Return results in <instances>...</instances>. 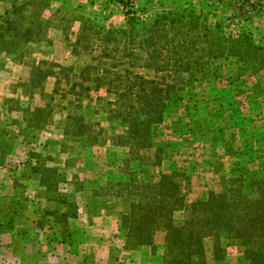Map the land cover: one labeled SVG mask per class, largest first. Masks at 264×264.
Segmentation results:
<instances>
[{"label":"rangeland","instance_id":"374dc122","mask_svg":"<svg viewBox=\"0 0 264 264\" xmlns=\"http://www.w3.org/2000/svg\"><path fill=\"white\" fill-rule=\"evenodd\" d=\"M134 1L144 18H133L131 28L132 18L119 2L110 4L109 0H25L27 12L14 16L19 33L40 22L41 29L31 43L10 42L5 49L13 52L0 58V132L12 136L0 162V264H165L164 233L156 235L153 247L128 244L122 218L134 198L119 184H128L132 178L156 183L163 174L179 169L187 175L184 194L190 207L211 191L220 192L221 176H231L237 161L243 168L255 161L264 179V94L257 96V105L248 102L244 93L256 84L264 89L263 72L255 75L248 70L241 76V64L223 60L200 74L191 86L189 81L180 84L181 101L170 106L157 133L156 143L163 142L166 151L160 167L151 165L148 153L114 145V138L125 128L107 120V86L92 91L93 101L84 100L83 109L69 105L74 96L68 92L81 83V70L92 58L99 60L104 49L102 41H94L92 53L73 54L84 25L95 27L101 37L133 29L140 38L127 49L125 40L117 45L112 57L120 61L133 45L147 47L140 41L158 21L167 24L170 39L177 42L186 34L196 38L195 31L187 28L191 20H198L203 29L219 24L224 33H246L264 47V0ZM23 4L0 0V12ZM180 27L183 33L177 31ZM203 29L200 34L207 32ZM203 47L208 45L204 42ZM43 62L48 64L43 71H52L53 64L60 66L53 68L60 80L57 95V77L48 78L44 88H30L33 71ZM125 66L114 71L123 73ZM132 71L148 80L168 77V84L186 77H176L174 72L157 76L151 68ZM236 77L245 78L233 82ZM64 94L69 95L62 99ZM99 97L105 101L98 102ZM37 109H41L38 115ZM69 115L74 119L69 120ZM82 116L87 131L80 137L77 132L82 128L76 121ZM226 145L232 146L233 155L225 152ZM33 167L46 174L53 192L40 185L39 177H28L26 171ZM246 191L258 197L256 189ZM187 217V211H179L174 220L180 224ZM222 244L227 250L225 259L216 261L212 239L205 240L208 264H249L234 243L223 237Z\"/></svg>","mask_w":264,"mask_h":264},{"label":"trees","instance_id":"16d2710c","mask_svg":"<svg viewBox=\"0 0 264 264\" xmlns=\"http://www.w3.org/2000/svg\"><path fill=\"white\" fill-rule=\"evenodd\" d=\"M28 6V3H24L21 7L7 12L5 17L0 16V56L13 52L5 49L10 42L22 40L31 43L32 36L40 34L38 29H41V22L37 27L33 25L22 29L20 33L15 25L18 21L14 16L26 13ZM163 20L169 18L165 17ZM133 21V18L129 21L130 28ZM170 23L176 24V21L171 20ZM166 25L165 22H156V26L147 30L140 41L147 47L133 45V48L121 57L123 61L117 57L113 58L112 55L116 56V50L119 48L117 45L123 40L126 49L129 44H136L140 37L134 35L133 29L124 33L110 32L101 37L95 27L84 25L74 44L73 54L80 56L92 53L94 41H102L104 49L99 60L92 58V63L83 67L80 72L81 83L72 85L68 92L74 96L69 105L80 110L83 109L84 100L93 101L90 95L92 91L99 92L107 86V120L112 123L119 122L120 126L125 128L122 134L114 138V145L148 153L150 163L154 167L162 166L166 159L163 142L156 143L157 133L165 123L170 106L181 101L182 96L177 91L180 84H187L189 81L191 86L200 74L210 72L209 67L223 60L241 64V76L248 70L255 75L264 73V47L257 46L253 37L246 33L226 34L219 24L213 29H203L198 20H191L187 31L194 30L196 38L186 34L177 42L170 39L169 32L165 30ZM200 29L207 32L200 34ZM177 31L183 33V28L180 27ZM204 42L208 45L207 48L203 47ZM112 45L115 48L113 51L108 49ZM165 53L168 55L163 59ZM102 61H110L111 64L107 66ZM46 65L47 62H43L34 69L30 88H44L48 78L57 77L54 91L57 95L60 93V80L53 68L60 66L53 64L50 67L52 71H43L42 67ZM122 65H127L123 73L114 71ZM135 68L154 69L157 76L174 72L176 77H186H182L181 82L168 84V77L148 80L135 74L132 71ZM242 78L245 77L232 78V81L236 82ZM78 88L80 91L75 92ZM244 93L248 102H256L258 105L260 99H257V96L263 95L264 89L260 84H256L250 93L245 90ZM66 95H61L62 99L68 96ZM97 101L104 102L105 99L99 97ZM40 112L41 109H37L35 114ZM68 118L74 119L71 115ZM78 123L82 129L79 128L77 134L83 137L87 131V127H84L85 118L80 117L76 121L77 126ZM226 150L229 155L234 154L231 145H226L225 152ZM250 164L251 166L243 168L237 161L232 165L231 176H221L220 192L211 191L206 199L190 207L186 204L184 194L187 175L179 169L163 174L156 183L140 182L132 178L128 184H119L127 190L129 198H134L129 213L122 218V229L127 234L128 244L135 248L153 247L156 235L164 233L165 264H208L205 240L212 239L215 259L222 261L227 252L222 244L225 237L229 244L234 243L243 250L249 264H264V179L255 169L256 162ZM37 170L41 176L40 185L53 192L46 174ZM247 189H256L258 197L254 199L247 193ZM179 211H187L188 217L183 223L177 224L174 215ZM13 221L11 219V222ZM63 234L65 235V232Z\"/></svg>","mask_w":264,"mask_h":264},{"label":"crops","instance_id":"0c3cea01","mask_svg":"<svg viewBox=\"0 0 264 264\" xmlns=\"http://www.w3.org/2000/svg\"><path fill=\"white\" fill-rule=\"evenodd\" d=\"M3 1H6V0H3ZM11 1L13 2V1H16V0H11ZM18 1L20 3H22V4L25 3V0H18ZM7 12H10V11H5L4 13H1L0 12V16L5 17ZM0 58H2V57L0 56ZM10 141H12V136H8V135L7 136H3L2 132H0V162H1V160H3V157L5 156V153H6V151H5V149H6L5 145H6V143H8ZM26 172H28V174H27L28 177L29 176H32V177L33 176H36V177H39V180H41V176L38 174L39 173L38 170L35 169L34 167L33 168H30L29 171L27 169ZM2 219H3L2 218V215H0V221Z\"/></svg>","mask_w":264,"mask_h":264},{"label":"built area","instance_id":"2783aa9c","mask_svg":"<svg viewBox=\"0 0 264 264\" xmlns=\"http://www.w3.org/2000/svg\"><path fill=\"white\" fill-rule=\"evenodd\" d=\"M115 2H119L122 10L125 12V15L129 18H134L136 20L137 18H144V15L137 11L134 0H109L110 4H115Z\"/></svg>","mask_w":264,"mask_h":264}]
</instances>
